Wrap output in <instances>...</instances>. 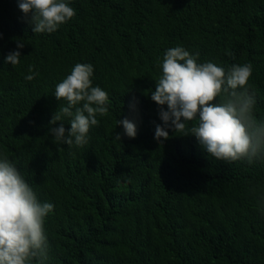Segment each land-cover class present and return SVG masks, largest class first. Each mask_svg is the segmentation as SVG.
I'll use <instances>...</instances> for the list:
<instances>
[{
    "label": "trees",
    "instance_id": "1",
    "mask_svg": "<svg viewBox=\"0 0 264 264\" xmlns=\"http://www.w3.org/2000/svg\"><path fill=\"white\" fill-rule=\"evenodd\" d=\"M67 2L76 15L35 34L17 0H0V153L54 205L44 264H264V159L219 160L172 129L161 144L150 95L157 62L180 45L201 63H250L254 115L264 120V0ZM15 50L20 63H5ZM77 63H91L92 86L109 95L108 114L82 147L49 133L66 104L55 87ZM29 65L38 73L31 81ZM125 117L137 125L134 138L118 125Z\"/></svg>",
    "mask_w": 264,
    "mask_h": 264
},
{
    "label": "clouds",
    "instance_id": "2",
    "mask_svg": "<svg viewBox=\"0 0 264 264\" xmlns=\"http://www.w3.org/2000/svg\"><path fill=\"white\" fill-rule=\"evenodd\" d=\"M17 3L35 34L53 33L76 15L67 0ZM24 46L18 39L17 47ZM199 56V52L193 54L178 45L166 49L157 62L161 74L150 95L159 106L163 124L156 125L154 138L162 144L170 138L167 129H172L181 136H195L208 156L219 160H247L251 164L264 159V120L258 121L254 115L255 94L249 87L252 65L233 64L226 69L210 60L198 62ZM20 59L19 50L11 51L5 63L16 66ZM28 72V81L38 75L32 65ZM93 73L91 63H77L56 85L54 96L66 101L49 121L50 125L61 122L49 128L56 144L84 146L90 127L99 124L97 116L108 114L109 95L100 86H92ZM65 118L69 129L64 126ZM118 125L128 137L137 135V125L129 118L119 120ZM114 140L120 141L121 134L116 133ZM53 208V204L38 200L18 167L0 153V264H44L49 251L44 223Z\"/></svg>",
    "mask_w": 264,
    "mask_h": 264
}]
</instances>
